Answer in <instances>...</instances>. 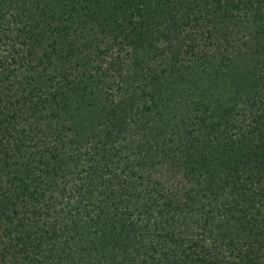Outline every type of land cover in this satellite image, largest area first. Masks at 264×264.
Wrapping results in <instances>:
<instances>
[{
    "label": "trees",
    "instance_id": "obj_1",
    "mask_svg": "<svg viewBox=\"0 0 264 264\" xmlns=\"http://www.w3.org/2000/svg\"><path fill=\"white\" fill-rule=\"evenodd\" d=\"M17 1L0 0V22L8 29L6 35L1 34L7 40V54L0 58V197L12 195L16 177L8 171V159L14 143L20 151L22 138H27L25 128L47 130L49 142L43 147L56 157L95 136L107 142L113 136L108 127L85 130L83 122L77 125V112L87 109L90 100L105 108L109 99L117 105L108 112V118L118 125L115 134L126 133L123 123L133 119L140 140L150 136L155 141L141 145L152 150L151 156L167 152L169 159L156 162L149 175L160 191L152 221L123 215L105 220L104 226L95 223L104 243L113 249L106 254L105 264H264V84L256 85L264 70V0H84L80 6L72 4L77 6L70 22L36 32L23 26L20 31L15 29L20 28L16 24L22 17ZM53 1L33 0L34 11L40 14ZM229 55L245 58L232 90L214 89L216 96L207 99V94H193L176 106L173 113L180 118L167 126L175 105L171 86L182 81V69L188 70L192 62L205 56H215L218 67ZM33 72L51 82L49 91L35 96L24 85L21 76ZM106 74L119 79L116 91L99 90V77ZM158 76L169 80L161 89H149L150 79ZM141 79H146V89ZM207 81L201 88H210ZM249 82L255 85L249 87ZM224 95L241 111L237 120L225 117L222 108L216 107ZM55 109L57 121L50 122L49 112ZM68 127L71 135L61 136V130ZM168 127L172 129L169 136ZM164 137L167 141L160 142ZM205 153H216L242 167L230 197L199 215L192 210V183L181 163ZM56 168L55 162L31 166V175L38 171L36 177H43V184L34 178L27 184L20 182V224L28 228L35 224L42 232L29 240L37 246L45 235L54 237L63 229L65 235L68 230L63 221L68 215L85 217L80 206L64 202L62 195L69 187L55 183ZM44 177L52 180L47 184ZM157 220L165 228L151 230L147 225L154 228ZM142 226L150 232L140 233ZM156 236L165 247L152 244ZM26 245L22 242L21 252ZM93 259L80 264H98ZM100 263L104 264L102 258Z\"/></svg>",
    "mask_w": 264,
    "mask_h": 264
},
{
    "label": "rangeland",
    "instance_id": "obj_2",
    "mask_svg": "<svg viewBox=\"0 0 264 264\" xmlns=\"http://www.w3.org/2000/svg\"><path fill=\"white\" fill-rule=\"evenodd\" d=\"M32 1H17L18 13L22 17L16 24L20 28H15L16 30H22L21 27L23 26L26 30L36 32L42 27L47 29L48 25L70 22V18L75 16L73 7L77 6L72 4L76 2L78 6L85 4L84 0H55L38 14L37 10L34 11ZM25 6H29V10H23ZM68 8L69 10H67ZM83 11H85L84 7L81 8V12ZM7 31L6 23L0 22L1 60H3V55L7 54V40L6 38L2 39L1 34L6 35ZM244 60V56L229 55L223 64L217 67L215 64L218 61L215 56L213 58L205 56L192 62L190 64L192 67L188 70L183 68L182 77H180L183 82L179 81V85L171 86L172 96L175 99L171 103L175 105L171 107L167 116V126H171L175 118L177 120L179 114L173 113L176 106L182 105L183 102L181 103V101L189 100L193 94H198L200 97L207 94L209 95L205 97L207 99L209 97L214 98L215 92L232 90L230 87H232L233 81L238 78V70L239 68L242 70ZM123 73L130 74L129 72ZM108 75L99 77L102 80V84H99V90L102 93H111L120 87L119 79H115L112 74ZM256 75L258 76V72ZM21 77L24 85L32 90L35 96L43 91L47 92L51 88V82L40 73H25ZM163 77L158 76L150 79L149 89H161L163 82L169 80L168 76ZM206 78L210 81H207L210 88L205 89L203 86L201 88L200 84ZM145 81L146 79L140 80L142 88L146 89ZM255 82L247 84L251 87L255 85ZM263 84L264 70L263 79L256 82L257 86ZM214 89L217 91L212 92ZM164 94L167 95L165 91ZM144 95L142 94V97ZM198 99L202 101V98ZM105 103L107 105L103 108L96 101L90 100L88 106H85L87 109L84 111L80 109L77 112V115L80 116V122L78 121L77 125L83 122L86 126L85 130L93 127L94 132L100 126H107L113 134L112 139L107 142L103 143L98 136H95L91 140H85L84 146L80 142V148L71 147L65 151V154H62L63 157H56L43 147L46 142H49L47 130L29 131L28 128H25L28 132L27 138H22L20 151L16 149L15 141L12 140V144L14 143L12 147L14 148L10 150L8 171L16 179L11 184V192L9 191L12 194L11 197H0V264H80V261L88 260L92 256L94 257L93 263L101 264L100 259L102 258L105 264L106 254L113 249L111 245L104 243L103 238L100 237L102 231L95 227V223H101L104 226L105 220L110 218L114 220V218L123 215L124 217L137 215L146 218L148 221L155 218L160 191L156 180L149 175L150 172H154L153 168H155L156 162L162 163L166 158L169 159L168 154L167 152L154 153L155 155L151 156L152 150L143 147L141 144L150 146L155 141L150 136L147 137V140H140L137 131H135L133 119L123 123L122 127L125 128L123 132L126 133L118 132V135L115 134L118 125L113 124L114 119L108 118V112L114 111L117 105L116 102L111 105L109 99ZM216 107L222 108L220 110L225 112V117L231 119L237 120L238 114L241 113L238 107L228 101L226 95L221 99L218 98ZM56 110L49 112L51 115L50 122L57 121ZM42 120L44 121V118ZM70 129L71 127L61 130L60 135L68 137L71 135ZM171 130L168 127L167 136ZM40 133L44 135L41 136ZM159 141L165 142L167 137L161 138ZM22 145L24 146L21 149ZM54 162L57 166L55 183L59 187H69L68 192L62 195L64 202H69L71 206H80L85 217L73 213L68 215L67 220L63 221V226L65 222V229L68 230L66 234H63V229L62 232H57L54 237L45 235L41 239L40 245L37 246L29 240H34L42 232L35 228V224L29 228L24 225L25 223L20 224V182L23 181L27 184L34 178L35 182L43 184V177H36L38 171L31 175V166L38 168L44 163L54 164ZM181 164L192 183V210H197L198 214L201 212L199 215L211 210L215 204L223 202V198L228 199L230 197L231 186H234L233 184L237 180V172L242 167L241 164L216 153H205V156L201 158H188L183 160ZM52 174L53 172H51V177ZM44 180H48V184L49 180L52 179L44 177ZM196 190L200 191L196 193ZM218 216L220 217V214ZM156 223L154 228H151L149 224L147 226L151 230H158L162 226L163 228L166 226L163 221L157 220ZM20 227L24 230L23 234L20 233ZM147 231L150 232L145 226L139 230L145 235ZM154 238L152 244H156L159 249L165 247L164 243H159L162 241L160 237ZM24 241L27 243L26 251L21 252L20 248H23L22 242ZM148 242L151 240L148 239Z\"/></svg>",
    "mask_w": 264,
    "mask_h": 264
}]
</instances>
